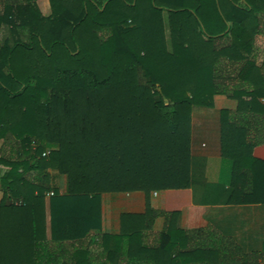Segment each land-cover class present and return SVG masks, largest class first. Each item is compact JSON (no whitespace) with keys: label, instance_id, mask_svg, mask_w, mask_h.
I'll use <instances>...</instances> for the list:
<instances>
[{"label":"trees","instance_id":"1","mask_svg":"<svg viewBox=\"0 0 264 264\" xmlns=\"http://www.w3.org/2000/svg\"><path fill=\"white\" fill-rule=\"evenodd\" d=\"M50 3L0 0V264H264V244L181 229L148 201L89 247L103 194L191 187L193 111L216 95L237 102L220 111L228 202L264 203V0Z\"/></svg>","mask_w":264,"mask_h":264},{"label":"crops","instance_id":"2","mask_svg":"<svg viewBox=\"0 0 264 264\" xmlns=\"http://www.w3.org/2000/svg\"><path fill=\"white\" fill-rule=\"evenodd\" d=\"M213 108H194L191 138V180L187 189L105 193L102 196V229L92 230L89 247L99 252L94 244L100 233L118 235L122 229L123 215H145L147 203L157 211L177 212L178 226L184 230L207 227L218 229L232 237L250 253L260 251L264 244V203L230 204L231 163L223 160L220 146V111L235 109L237 102L225 95L214 97ZM2 141H0L1 146ZM256 159L264 161V144L253 150ZM57 183V178L56 181ZM60 183V192L66 184ZM3 193H0V200ZM148 201V202H147ZM165 217L154 219L151 232L159 233ZM46 235L51 239L49 207L46 208Z\"/></svg>","mask_w":264,"mask_h":264},{"label":"rangeland","instance_id":"3","mask_svg":"<svg viewBox=\"0 0 264 264\" xmlns=\"http://www.w3.org/2000/svg\"><path fill=\"white\" fill-rule=\"evenodd\" d=\"M37 3L40 7V10L44 15H50L51 14V3L50 0H37ZM257 48H258V55H259V62L263 59L264 56V40L262 38H258L257 40ZM3 171H0V174ZM57 183L60 186V183L63 185L66 184V179L63 176L57 177ZM61 184V185H62ZM62 185V186H63Z\"/></svg>","mask_w":264,"mask_h":264},{"label":"built area","instance_id":"4","mask_svg":"<svg viewBox=\"0 0 264 264\" xmlns=\"http://www.w3.org/2000/svg\"><path fill=\"white\" fill-rule=\"evenodd\" d=\"M49 195H53V193H50Z\"/></svg>","mask_w":264,"mask_h":264}]
</instances>
